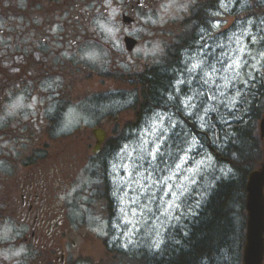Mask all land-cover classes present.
<instances>
[{
    "label": "flooded vegetation",
    "instance_id": "flooded-vegetation-1",
    "mask_svg": "<svg viewBox=\"0 0 264 264\" xmlns=\"http://www.w3.org/2000/svg\"><path fill=\"white\" fill-rule=\"evenodd\" d=\"M221 1L112 0V17L105 0H0V264H77L79 206L113 214L122 147L158 104L144 91L163 78L171 93ZM111 82L135 91L115 113Z\"/></svg>",
    "mask_w": 264,
    "mask_h": 264
},
{
    "label": "rangeland",
    "instance_id": "rangeland-1",
    "mask_svg": "<svg viewBox=\"0 0 264 264\" xmlns=\"http://www.w3.org/2000/svg\"><path fill=\"white\" fill-rule=\"evenodd\" d=\"M230 2L233 6L237 0ZM247 5L243 0L238 8ZM164 7L165 10L172 8L171 5ZM229 7L226 0L222 25L205 36L204 44L201 40L202 47L195 51L188 65V77L184 80L181 77L174 84L175 93H170L166 99L167 103L178 99V105L195 124L194 128L180 119L175 108L166 109L158 112L159 116L149 118L147 125L136 133V141L124 146L127 167L124 165V191L118 196L117 217L111 220L99 217L101 227L96 223L93 230L87 231L79 249L82 264H116V260L106 255L107 243L114 237V243L132 256L159 257L167 249L170 252L186 235L215 185L229 178L230 172L215 157L222 151L225 140L232 137V123L244 110L251 82L264 70L261 55L264 20L257 25L255 20L241 22L248 15L244 12L225 14ZM179 8L172 10L181 11ZM219 31L222 33L220 43L215 39ZM238 56L242 67L235 70L233 65L229 69L228 65ZM250 75L253 80H249ZM245 81L248 87L244 86ZM237 90L241 92L239 97H236ZM233 97L238 101L235 105L230 102ZM113 102L120 104L121 101L114 99ZM192 104L196 107H191ZM204 109L209 111L205 114ZM200 116H204L203 121ZM155 143H160L161 155L153 160L149 153ZM189 148L191 151H187ZM176 163H180L181 168L177 169ZM170 176L172 178L168 179ZM89 212L96 217V212L99 215L104 210L92 207ZM214 264H239L236 244L216 257Z\"/></svg>",
    "mask_w": 264,
    "mask_h": 264
},
{
    "label": "trees",
    "instance_id": "trees-1",
    "mask_svg": "<svg viewBox=\"0 0 264 264\" xmlns=\"http://www.w3.org/2000/svg\"><path fill=\"white\" fill-rule=\"evenodd\" d=\"M263 81L264 76L253 84L245 112L234 120L232 137L226 139L225 149L218 157L232 167L235 178L219 184L212 192L186 230V235L179 239V245L171 248L170 252L167 249L159 257H126L125 264H214L216 257L233 244L237 246L238 262L242 264L245 182L248 173L262 162L264 152V142L258 131V123L264 113ZM167 87L165 79L156 78L144 91V97L151 103L156 100L164 103L169 95H166Z\"/></svg>",
    "mask_w": 264,
    "mask_h": 264
},
{
    "label": "water",
    "instance_id": "water-1",
    "mask_svg": "<svg viewBox=\"0 0 264 264\" xmlns=\"http://www.w3.org/2000/svg\"><path fill=\"white\" fill-rule=\"evenodd\" d=\"M260 137L264 138V116L260 121ZM263 187L264 160L259 170L250 172L246 182L245 209L247 211V224L246 240L243 249V264H262L264 254Z\"/></svg>",
    "mask_w": 264,
    "mask_h": 264
},
{
    "label": "snow or ice",
    "instance_id": "snow-or-ice-1",
    "mask_svg": "<svg viewBox=\"0 0 264 264\" xmlns=\"http://www.w3.org/2000/svg\"><path fill=\"white\" fill-rule=\"evenodd\" d=\"M138 2H139V0H138ZM104 7H106V8H111V9H112V11H111V13H110V15H111L112 17H115L116 15H118V12H117L116 8L113 7V5H112V0H105ZM249 23H251V21H249ZM217 26H218V25H217ZM102 28H103V31H104L105 33H107L110 37H115L116 32L118 31V29H115L114 26H112L111 21H109V22H108L107 24H105V25H102ZM253 42H255V38H253ZM240 50H241V52H243V48H241ZM138 51H139V50H138ZM261 55L264 56V52H262ZM95 58H96V57H95V54H91V55L89 56V59H91V60H93V61L95 60ZM233 65H235V70H238V69H240V68L242 67L241 58H240L239 56L236 57V58L233 60L232 64H229V65H228V68H229V69L233 68ZM195 67H197V65H193V68H195ZM213 70L215 71V69H213ZM238 74H239V72L237 71V75H238ZM253 79H254V77H252V76L250 75V76H249V80H253ZM244 86H245V87H248V81H245V82H244ZM221 94L223 95V93H221ZM240 95H241L240 90H237V92H236V97H239ZM236 97H233L232 100L230 101L233 105H235V104L238 102L237 99H236ZM189 99H191V98H189ZM20 106H21V105H20V102L17 101V103L14 104L12 107H13V108H16V107H20ZM185 107H189V105H188V104H185ZM191 107L195 108L196 105H195V104H192ZM70 111H71V110H70ZM208 111H209V109H204L205 114H206ZM157 115L159 116V114H157ZM200 119L203 121V120H204V116H200ZM160 120L163 121V117H160ZM71 123H72L71 120H67L66 123H65V125H64L65 128L69 127V126L71 125ZM203 126H204V125L202 124L201 127H203ZM173 127H175V125H173ZM146 143H147V142H146ZM160 146H161L160 143H155V145L152 147V149H151L149 155H151V157H152L153 160H155V159L157 158L158 155H161V153H160ZM187 151H191V149L189 148ZM125 167H127V166L125 165ZM175 167H176L177 169H179V168H181V164H180V163H176ZM171 178H172L171 176L168 177V179H171ZM173 195H175V193H173ZM169 206L171 207V205H169ZM156 246L159 247L158 244H157Z\"/></svg>",
    "mask_w": 264,
    "mask_h": 264
}]
</instances>
